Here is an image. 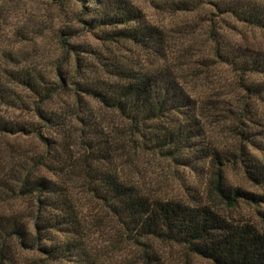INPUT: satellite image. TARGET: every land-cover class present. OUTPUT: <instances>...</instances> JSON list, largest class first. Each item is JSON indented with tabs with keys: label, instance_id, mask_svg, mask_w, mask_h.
I'll list each match as a JSON object with an SVG mask.
<instances>
[{
	"label": "trees",
	"instance_id": "1",
	"mask_svg": "<svg viewBox=\"0 0 264 264\" xmlns=\"http://www.w3.org/2000/svg\"><path fill=\"white\" fill-rule=\"evenodd\" d=\"M46 1L0 0V264H264V0H216L202 51L191 0Z\"/></svg>",
	"mask_w": 264,
	"mask_h": 264
},
{
	"label": "rangeland",
	"instance_id": "2",
	"mask_svg": "<svg viewBox=\"0 0 264 264\" xmlns=\"http://www.w3.org/2000/svg\"><path fill=\"white\" fill-rule=\"evenodd\" d=\"M150 1L153 2L157 0H138L137 2L142 7L147 8L148 3ZM191 1L194 2L193 4L194 10H195L194 13H191L189 15H182L178 17L177 19H175V22L172 23V25H174L173 30L179 33H189V34L195 33V35L200 36L196 38L197 47H194V49L196 51H202L206 48L205 43H204L206 40L203 37V35H206V31L208 30V25L206 21L209 20V18H211L217 22L218 21L221 22L222 20H227V17L219 14L216 11L214 7L217 4L216 0H191ZM48 7H49V3L46 0H36V11L39 9L42 10ZM146 10L148 12V15H151L153 18L157 16L155 13L156 11H153L150 9H146ZM36 18H37V15H36ZM156 18L161 19L163 18V16L158 15ZM167 22L168 20L166 21V23ZM225 22H228V20ZM224 34L228 35L229 33L225 32ZM245 35L247 36L248 42H251L252 45L253 43L256 42L257 47L259 44L261 48H264V35L263 34H257L255 36H252L251 34L246 33ZM242 37L244 38L243 35ZM48 40H52V39L51 38L45 39L43 40L44 42L41 44V46L45 47L46 50L48 49V42H49ZM41 42L42 41L39 40L35 42L34 44H31L28 50H32V51L38 50V47H40ZM76 42L89 43L92 46L94 45L100 46L98 41L93 36H91L90 34H86V33L80 34V38ZM221 72L224 74L225 73L227 74V70L225 68H222ZM167 167H168L167 165L162 164L160 168H156V167L149 168V170H151L154 173V175H158L160 182L163 183V184L161 183L156 184L154 182L155 185H161L164 191L171 195H180V194L194 195V193L192 192L194 188H196V190L199 191V189L195 187L196 183H194V181L191 180V177L189 178L187 172H184L181 169H178L180 174L177 175L176 178H172L169 175L170 170ZM233 184L237 185L241 183L235 180L233 181ZM182 186H184V188H182ZM240 186L243 187V189L245 190H249V187L247 185H240ZM181 189H182V192H180ZM205 198L211 205H213L215 209H220L222 210V212H227L226 209L220 206V204L215 199L213 198L209 199L207 196H205ZM156 247L159 250V253L161 254L165 262L164 264H208L204 261L197 260L194 257H189L185 255V253L177 247L168 248L162 244L156 245ZM124 255L125 254L122 251H119L116 254H113L111 256L110 261L112 262L114 261V263H116V261L118 260L122 261L124 258ZM136 264H139V263H136Z\"/></svg>",
	"mask_w": 264,
	"mask_h": 264
}]
</instances>
